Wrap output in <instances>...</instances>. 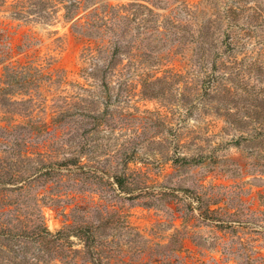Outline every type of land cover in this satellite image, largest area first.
<instances>
[{"label": "rangeland", "instance_id": "rangeland-1", "mask_svg": "<svg viewBox=\"0 0 264 264\" xmlns=\"http://www.w3.org/2000/svg\"><path fill=\"white\" fill-rule=\"evenodd\" d=\"M18 1L0 264H264V0Z\"/></svg>", "mask_w": 264, "mask_h": 264}, {"label": "trees", "instance_id": "trees-1", "mask_svg": "<svg viewBox=\"0 0 264 264\" xmlns=\"http://www.w3.org/2000/svg\"><path fill=\"white\" fill-rule=\"evenodd\" d=\"M1 1V0H0ZM28 2V5L30 6V10L31 12H41L42 10H46L50 7L53 6L54 2H62L63 7L65 8V12H64V16H66L67 18L72 16V13L70 11V9L72 7H74V4L76 3L75 0H25ZM54 1V2H53ZM66 1H69L68 3ZM18 3H20L21 5H23L24 1L20 0L18 1ZM28 10V12L30 11ZM30 13V12H29ZM157 81H161L160 78H157L156 81H153V83L157 82ZM153 94V93H152ZM6 149H2L1 153H5ZM56 164V165H55ZM65 164V160H58V161H54L52 164H48L46 165L48 168V171L46 170L44 173H51L53 171H56L55 168H53V165L55 166H63ZM45 166V167H46ZM42 167H38L35 168L32 173L36 170H40ZM60 168V167H58ZM20 189V188H19ZM57 235L58 232L51 234L48 232V230H46L45 227H41V228H37L35 230H33L30 234V237H32L31 239H34L35 241L38 242V244H48L49 242H53L56 241L57 239ZM41 246L39 247V249L41 248Z\"/></svg>", "mask_w": 264, "mask_h": 264}]
</instances>
